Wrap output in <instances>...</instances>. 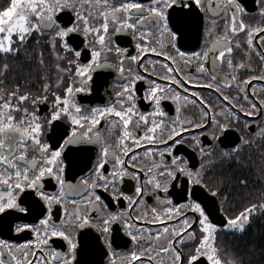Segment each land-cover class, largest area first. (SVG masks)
<instances>
[{
    "label": "snow or ice",
    "instance_id": "1",
    "mask_svg": "<svg viewBox=\"0 0 264 264\" xmlns=\"http://www.w3.org/2000/svg\"><path fill=\"white\" fill-rule=\"evenodd\" d=\"M257 3L259 15L264 17V0ZM198 9L212 14L208 33L213 40L202 51H181L177 40L185 38L187 28L198 26ZM246 14L241 0H9L0 9V78L9 71L8 57H16L34 33L46 38L55 60L54 72H41L35 90L29 86L31 78L11 85L0 79V214L24 220L42 216L38 222L14 227L9 222L10 231L19 234L31 230L35 239L17 243L0 238V264H74L80 243L76 233L86 226L96 227L102 234L103 246L111 254L109 264H116L113 225H120L133 245L123 264H203L201 258L206 264H245L242 255L222 253L218 231L243 234L253 216L264 215V199L248 203L220 225L211 219L208 201L228 200L226 178L212 177L220 165L233 160L240 163L238 152L244 146L256 138L264 139V121L249 133L252 139L240 137L239 144L221 149L219 159L214 158L211 146L201 144L199 136L208 135L216 141L223 134L227 139L230 127L242 124L244 130L249 128L251 122L242 121L241 114L252 117L264 113V96L249 90L252 80H264V25L246 23ZM218 19L223 20L219 33ZM125 32L137 41L138 55L126 57L127 49L113 39ZM157 34L159 38L166 36V41ZM240 34L244 40L238 38ZM79 37L83 39L78 41ZM152 41L160 48L158 55L171 62L161 63L163 75L156 73L166 81L163 84L133 73L131 67L126 72L124 66L125 59L135 62L146 52H157V47L150 46ZM234 48L241 50L243 59L233 55ZM82 54L84 63L80 61ZM109 54L115 55V63L109 61ZM253 54L260 61V74L242 77L241 72L256 71L250 63ZM36 62L45 68L43 52L37 53ZM178 63L185 68L195 64L196 74L174 67ZM140 67L145 72L155 71L154 63L151 68ZM104 68H117L124 80L115 93L117 99L103 108H84L76 94L91 91L88 85L93 73ZM138 80L148 84L144 99L152 103L150 113L137 105ZM193 83L214 89L218 112L210 114L211 103L186 86ZM229 90L235 94H228ZM163 100L176 102L178 114L182 103L198 106L197 115L186 120L177 115L169 122ZM47 101L51 103L47 115H38L37 106ZM101 118L109 122L107 137L95 127ZM61 120L68 122V129L59 123L53 127ZM49 128L54 133L52 144L44 139ZM117 128L119 134L112 140V130ZM189 129L201 130L191 136V146L201 156L195 169L178 154L177 146L186 139L181 133ZM144 145L158 146L144 148L142 153L135 151ZM69 146H81L77 151L85 155L95 151L96 163L78 185L68 186L75 188L78 199L72 201V212L65 209L67 218L57 221L52 210L66 197L65 164L72 163L65 155V149L71 150ZM45 177L56 180L57 192L45 191ZM125 178L134 182L132 194L122 190ZM178 185L176 195L183 203H174L170 195V189ZM98 190L109 193L111 203L123 200L127 206L109 210ZM146 197L154 204H148ZM142 207L145 210L137 211ZM92 211L97 213L95 218ZM93 219L98 224H93ZM54 237L67 242L66 252L51 246L49 241Z\"/></svg>",
    "mask_w": 264,
    "mask_h": 264
},
{
    "label": "flooded vegetation",
    "instance_id": "2",
    "mask_svg": "<svg viewBox=\"0 0 264 264\" xmlns=\"http://www.w3.org/2000/svg\"><path fill=\"white\" fill-rule=\"evenodd\" d=\"M241 3L246 9V15L244 16L245 22L253 25H264V17L259 15V7L260 5L257 3V0H241ZM60 15L65 16V13H61ZM198 17V26L193 29L191 27L186 29V35L183 40H177V47L181 49V51H202L208 48L213 40V36L208 33V28L211 26V20L213 19L211 12L200 11L197 10ZM217 28L216 32L219 33L222 30L223 20L218 19L216 21ZM111 27V26H110ZM157 38L162 41H166L167 37L159 38L157 34ZM239 39L244 40V35L240 34L238 36ZM39 39V44L36 43V40ZM82 37L78 38L82 40ZM116 44L121 48H126L127 52L125 56L138 55V50L135 45L137 41L133 40L132 36L128 33H120L113 37ZM150 46L157 47V52H146L143 55H140L139 59L135 62H132L128 59L124 60V66L127 72L129 67L132 68L133 73H139L147 77L148 79H156L158 83H165L166 81H161L156 73L163 75L164 69L161 67V63H171L167 60L166 57L162 55H158L160 48L156 45L155 41L150 42ZM244 45H242L243 47ZM38 52H43L45 68L41 69L36 62V55ZM235 57H239L243 59V53L240 49L234 48ZM80 61L82 63L86 62L84 56L82 54ZM109 61L111 63H115V55L109 54ZM7 63L9 64V71L6 75L0 79L4 80L5 85H11L14 83H24L28 78H31L32 83L29 85L33 90L39 87V77L41 72L48 71L50 74L54 72V64L55 60L52 57L49 46L46 38L37 37L34 33L32 37L28 39L23 50L16 57H8ZM154 63L155 71L145 72L144 68L140 67L141 64L144 67L151 68ZM250 63L253 68L256 70L255 72H241V76L247 75H258L260 74V61L253 54ZM63 66V65H62ZM174 67H180L183 72L190 73L195 75L196 65L192 64L185 68V66L181 63H178ZM208 67V65H206ZM74 71V69H73ZM170 83V81H167ZM124 83V80L121 77V74L118 72L117 68H104L97 69L96 72L93 73V78L89 82V87L91 91H86L83 93H77L76 99L77 102L80 103L84 108L90 109L92 107H100L103 108L109 103H114L116 101L115 93ZM192 91L198 92L200 96H202L206 101L210 102L213 107L209 108L210 114H214L218 112L219 109L216 105L219 104V101L216 99V94L214 89H209L201 86L200 84H187L186 85ZM136 102L139 109L142 112H151L153 110L152 103L148 100L144 99L145 90L148 87V84L145 80H138L136 82ZM254 89L257 94L264 96V80H252L249 84V90ZM228 94H235L234 90H229ZM191 95V92L188 93ZM258 103V101H256ZM51 107L50 101L42 103L37 106L38 115L45 116L48 113V110ZM177 104L172 100H163L162 108L167 113L166 119L170 122L173 119H176L177 115H179L180 119H192L197 115V107L191 104H181L180 113L176 112ZM31 110V109H30ZM19 118V115L18 117ZM218 119H222L218 117ZM242 121H250L249 128L247 130L243 129L242 124H238L236 127H230L226 130L228 133L227 139H225V135L221 134L219 139L216 141H212L211 137L208 135L199 136L201 140V144L203 146H211L214 149L213 156L216 159H219L220 150L221 149H230L234 147L236 144H239L240 137H244L246 139H252L249 133H254L257 130V125L264 121V113H260L259 115H255L252 117H248L244 114H241ZM56 123H59L63 126L64 129L69 128V124L67 121L61 120L59 122H54L53 127ZM210 123V121H209ZM99 129L106 137L109 134V122L105 119H100V123L95 126ZM208 126L205 125V128ZM201 130L200 129H189L186 132L181 133L182 136H185L186 139L182 142L181 145H178L179 153L182 157L186 158L189 163V167L198 168L201 163V156L198 151H196L191 146V136L197 135ZM119 134V129H113L111 139L114 140L115 136ZM54 133L53 129L49 128L47 133L44 136V139L52 144L54 143V139H52ZM158 145H144L142 148H137L135 151L143 152L144 148L148 147H157ZM81 146H69V149H65V155L71 160V164H68L66 161L65 170H64V178L66 181V197L64 203L62 205H57L52 210V216L54 220H59L60 218H67V212H72L74 210V206L72 204L73 200H77L78 197L76 195V191L74 187L79 184L82 177L88 175L91 171L92 166L96 163V153L95 151L85 155L77 151V149ZM93 147V146H88ZM131 155V153H129ZM240 157V163H237L233 160L230 163L222 164L216 171V175L212 177L213 180L216 179L217 176H223L226 178V190L228 194V200L226 202L216 200L215 204L212 201H208V208L212 210L213 222L218 225L226 222L227 218L232 215L238 213L243 207L247 206L248 203H258L260 199H264V196L261 193H264V139L256 138L254 143H249L244 146L242 151L238 152ZM126 159V158H125ZM144 164H148L149 161L145 159L143 161ZM85 165H87L85 167ZM111 165L106 164L105 168L110 169ZM244 180L245 184H240V181ZM122 190L128 194H132L134 190V182L125 178L123 185L121 186ZM179 185L177 189H170V195L172 196L174 203H183V200H180L176 195V192L179 191ZM44 189L49 193L57 192L59 190V185L56 180L51 177L44 178ZM102 193V199L105 203L109 204V210L115 211L117 206L120 208H124L127 206V201H119L117 204L111 203V195L107 192H103L102 190H98ZM148 204H154L151 197L145 198ZM143 207L141 209H137V211H143ZM135 215V213H132ZM26 214L16 213V216H24ZM90 215L95 218L97 213L92 211ZM189 215H192L189 213ZM264 215H255L251 218V221L247 228L253 227V225H257L260 218ZM42 218V216L37 215L36 219L33 220L31 217H28L27 220L24 219H15L13 217L4 216L0 214V238L9 239L10 241H14L17 243H23L30 239H35V236L32 234L31 230H25L22 233H15L14 231L9 230V222H11L14 227L17 223H35L38 222V219ZM93 224H98V221L93 219ZM196 225H193L195 228ZM246 228V229H247ZM120 225L112 226V238H113V249L112 251L116 254L113 259H115L116 264H123L124 259L127 258V253L132 250L133 245L130 241V238L123 233ZM233 233L232 230H222L218 231L217 235V244L219 247H224L225 244L230 243L226 241V239L230 238L229 235ZM102 234L97 230L96 227L86 226L83 229H79L76 233V239L80 242L78 245L77 253H76V261L74 264H109V256L110 253H107V249L103 246ZM49 243L53 248L59 251H67L68 246L67 242L63 240L61 237L51 238ZM190 243V242H189ZM185 251L188 249L185 248ZM107 253V254H106ZM222 253L223 250H222ZM225 254V253H224ZM163 257L164 254H161ZM203 264H206L204 258H201Z\"/></svg>",
    "mask_w": 264,
    "mask_h": 264
},
{
    "label": "trees",
    "instance_id": "3",
    "mask_svg": "<svg viewBox=\"0 0 264 264\" xmlns=\"http://www.w3.org/2000/svg\"><path fill=\"white\" fill-rule=\"evenodd\" d=\"M9 0H0V9L7 6ZM257 225L247 228L243 234L231 233L226 239L230 243L220 247L225 254L242 255L245 264H264V216Z\"/></svg>",
    "mask_w": 264,
    "mask_h": 264
}]
</instances>
